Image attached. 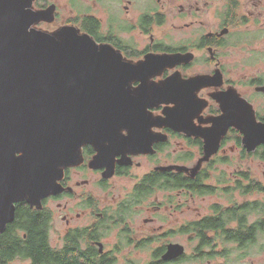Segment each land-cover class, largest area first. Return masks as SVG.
<instances>
[{
  "label": "flooded vegetation",
  "instance_id": "flooded-vegetation-1",
  "mask_svg": "<svg viewBox=\"0 0 264 264\" xmlns=\"http://www.w3.org/2000/svg\"><path fill=\"white\" fill-rule=\"evenodd\" d=\"M67 3L69 11L62 16L61 4L57 0H34L35 10L52 8V20H41L38 26L54 24V29H46L49 31L76 26L98 43L111 44L126 59L133 61L150 52L190 53L191 61L174 69L180 70L184 77H189L186 71L197 64L204 69L194 75L211 76L218 71L222 74L220 86L204 87L198 91V96L208 102L202 112L204 118L221 114L223 102L233 100L223 93L233 89L236 95L248 101L257 120L264 121L261 119L264 117V0H68ZM161 28L168 29V33L159 37ZM173 29L183 35L176 39L171 34ZM147 37L149 40L142 47V41ZM235 54L240 63L236 67V84H233L232 79L226 76L225 61ZM242 65H247L252 74L242 76ZM173 71L165 70L164 77ZM164 106L153 107L150 111L155 116L162 115ZM196 122L199 124L198 119ZM204 125L210 127L212 122ZM233 129L237 130L242 141L240 131L229 128L222 137L217 154L227 153L223 146L236 140ZM153 130L166 135L165 140L154 143L155 152L129 155L132 164H121L118 162L121 156L118 155L113 176L105 178V168L90 166V160L97 152L91 145H86L82 152L83 161L65 169L60 180L62 191L44 198L40 207L27 202L18 203L51 210L49 245L58 257L57 263L42 259L49 261L45 264H223L216 262L220 257L222 260L228 258V264H236V248L246 255L255 254L250 249L256 245L247 246L245 250L236 244L235 174L226 176L227 180L211 179L209 175L203 180L193 179L201 170L207 171L206 167L211 166L209 162L215 155L205 164L196 162L195 165L191 163L195 152L191 158L178 155L174 163L154 165L141 174L136 171L142 166L139 157H155L165 150L171 139L183 138L190 146L198 139L204 143L201 137L187 136L170 127H154ZM229 135L231 138L224 144ZM194 146L204 154L200 144ZM154 171H169L171 176L179 175L184 179L176 181L170 189L155 186L149 194L138 196L137 185L145 174ZM231 177L233 179L229 180ZM113 179H133V185L125 193L114 195ZM191 186H210L213 189L200 194ZM231 189L233 194L224 203L219 191L226 193ZM204 202L209 204L208 209L201 212ZM226 212L232 215H226ZM187 213L194 215L188 216ZM226 218L232 219L225 224ZM201 221L200 226L198 223ZM15 228L16 224H13L8 232L10 243H0V264H39L31 257H24L21 246L17 249L15 239L20 234L25 236V233ZM228 235H232L233 240H225ZM178 236H182V241ZM173 243L182 244L184 252L166 260L163 257ZM139 250L147 251L145 258H134V252Z\"/></svg>",
  "mask_w": 264,
  "mask_h": 264
},
{
  "label": "water",
  "instance_id": "water-1",
  "mask_svg": "<svg viewBox=\"0 0 264 264\" xmlns=\"http://www.w3.org/2000/svg\"><path fill=\"white\" fill-rule=\"evenodd\" d=\"M33 4L0 0V234L14 220L17 203L40 207L62 191L65 169L83 161L86 145L97 152L90 166L105 168V178L114 175L118 155L121 164H132L129 155L155 152L154 143L166 135L154 127L203 138L201 162L219 152L231 127L248 152L264 145V121L233 89L223 93L233 100L223 102L221 114L202 115L208 102L198 91L220 86V71L184 77L174 70L155 80L189 63L192 54L150 52L129 60L76 26L37 28L52 20V8ZM159 105H165L162 115L155 116L150 109ZM183 252L173 243L163 258Z\"/></svg>",
  "mask_w": 264,
  "mask_h": 264
},
{
  "label": "trees",
  "instance_id": "trees-1",
  "mask_svg": "<svg viewBox=\"0 0 264 264\" xmlns=\"http://www.w3.org/2000/svg\"><path fill=\"white\" fill-rule=\"evenodd\" d=\"M261 117V116H260ZM264 120V117H261ZM236 136V142L239 146H242L241 136L238 135L237 130L233 129ZM231 138V135L225 138L224 144L227 139ZM194 141L192 145L200 144V149L202 150V141ZM243 147V146H242ZM260 158L264 159V145L259 146L254 152ZM242 154L251 155L245 147L242 148ZM185 158H191L192 153L185 152L182 153ZM217 158V159H216ZM225 157L223 155H215V157L209 162L212 163L215 159L216 161H224ZM209 173L207 171L201 170L199 175L193 179L203 180L209 178ZM236 178V192L241 196H247L254 194L255 192L263 194L261 199H246L239 201L236 198V244L246 250L247 246H252L259 239L264 238V183L258 180L256 177L252 176L249 170H237L235 174ZM184 179L181 176H171L169 171H154L144 175V178L140 184L137 185L136 194L138 196L149 194L155 186L158 188H168L170 189L173 184ZM218 180H227V177H218ZM195 192H200V194L210 192L212 187H190ZM228 190V189H226ZM232 190V189H231ZM16 204L15 219L8 224L4 234L0 236V243L8 244L10 243L9 231L13 224H16V229H19L23 234L19 235V238L15 239V246L23 249V256L27 258H32L33 260L40 262L39 264H45L49 262L47 260L42 261V259H49L50 261L57 263L56 251L53 250L49 245V223L51 219V210L46 208H30L29 206H24L21 204ZM226 215H232L226 212ZM232 218H226L224 223L227 224ZM202 225V221L198 223ZM232 235L225 236V240H233ZM264 240V239H262ZM264 246V243H263Z\"/></svg>",
  "mask_w": 264,
  "mask_h": 264
},
{
  "label": "rangeland",
  "instance_id": "rangeland-1",
  "mask_svg": "<svg viewBox=\"0 0 264 264\" xmlns=\"http://www.w3.org/2000/svg\"><path fill=\"white\" fill-rule=\"evenodd\" d=\"M57 1L61 4L62 16H63V13H68L69 8H70L67 3L68 0H57ZM98 14L102 17V14L100 13V11H98ZM35 26L37 28L39 27L38 25H35ZM40 27H41L40 29L46 30V29H54L56 26L51 23H45L44 25ZM163 33H168V29L161 28L158 31L159 37H161ZM171 34H173L176 39H179L183 35L179 31L174 30V29L171 31ZM148 40L149 38L147 37L145 41H142V47L146 45L147 43L146 41ZM236 59L237 58L235 54L230 59H227L225 61V68H226V73H227L226 76L232 79L233 84H236V79L238 77V74H236V67H238L240 63L239 60H236ZM174 69L175 68L169 69V70L173 71ZM203 69L204 67L201 64H197L193 69L187 70L186 73L190 75H194L196 73H201V70ZM240 72L242 76L243 75L248 76L249 74H252L250 73V69L247 65H242ZM164 75L165 74L162 73L159 76L154 77V79L155 80L163 79ZM205 90L206 89H204L202 92H204ZM258 110L261 112L260 108H258ZM234 142H236V140H233V142L231 141L223 146L224 148H226L227 153L223 152L222 154H218V155H223L225 157L224 161H220V159L216 161L217 159L216 158L212 163H210L212 167L211 166L206 167L210 178L218 180V177L224 178L225 176H229V175L233 176L232 173L236 174L237 170H249L252 173L253 177H256L258 180L264 183V159L260 158L257 154L252 153V152H251V155L242 154V148L244 147L243 144H242L243 146L242 147V146H239L237 142L236 144ZM183 151L192 153V155L194 154V152L196 153L194 159L191 160V163L194 165L196 162L197 163H199V161L201 162V157L204 155L203 153L201 154L199 153V149L197 147L193 145L190 146L186 142V140H184L183 138L177 137V138L171 139V142L165 146V150L157 153L155 157L153 155L139 157L138 160L141 161L142 166L141 168H137L136 171L141 174V173H144L145 171L152 169L154 165H168V164L174 163L177 161L176 159L178 155L182 156V153H184ZM205 162H208V160L202 161L201 164H205ZM232 179L233 177H231L229 180H232ZM217 183L219 182L217 181ZM111 184L114 186V190H113L114 195H119L120 193H125L127 190L131 189L133 185V179H127V180L123 179L122 181H117L116 179H113ZM222 185L224 184H221V186ZM219 192L220 194H222L221 196L224 197V200H225L224 203H227L228 202L227 197L233 194V190H229L226 193L222 190H220ZM236 198L239 201H243L246 199H261L263 198V194L255 192L254 194L247 195L244 197V196H241L238 192H236ZM199 200H203V199H199ZM203 205H204L203 208L200 209L201 212H205L206 209H208L209 204L204 202ZM55 206L56 205H54V207ZM186 215L193 216L194 214L187 213ZM57 225H58V222L55 224L54 235H56ZM178 239L182 241V236H178ZM262 239H259L255 244H253L256 246L250 249L252 252L255 253L254 255H246L244 254L243 250H239L236 248V264H264V246H263L264 240ZM145 254L147 255V251L139 250L137 252H134V256H135L134 258L138 259L139 257L143 259L145 258ZM220 258H217L216 262H222L223 264H228V258L224 257L223 260ZM180 264H188V263L185 262V263H180Z\"/></svg>",
  "mask_w": 264,
  "mask_h": 264
},
{
  "label": "bare ground",
  "instance_id": "bare-ground-1",
  "mask_svg": "<svg viewBox=\"0 0 264 264\" xmlns=\"http://www.w3.org/2000/svg\"><path fill=\"white\" fill-rule=\"evenodd\" d=\"M48 21V20H47ZM243 144V143H242ZM244 146V145H243ZM121 156V155H120ZM121 159H122V156H121Z\"/></svg>",
  "mask_w": 264,
  "mask_h": 264
},
{
  "label": "clouds",
  "instance_id": "clouds-1",
  "mask_svg": "<svg viewBox=\"0 0 264 264\" xmlns=\"http://www.w3.org/2000/svg\"><path fill=\"white\" fill-rule=\"evenodd\" d=\"M18 204V203H17Z\"/></svg>",
  "mask_w": 264,
  "mask_h": 264
}]
</instances>
